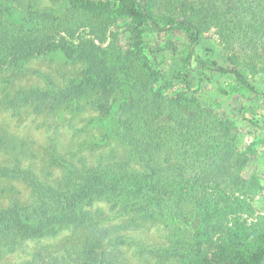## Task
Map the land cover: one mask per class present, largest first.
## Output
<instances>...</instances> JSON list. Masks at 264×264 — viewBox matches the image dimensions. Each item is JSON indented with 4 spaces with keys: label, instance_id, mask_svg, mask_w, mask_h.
I'll use <instances>...</instances> for the list:
<instances>
[{
    "label": "rangeland",
    "instance_id": "374dc122",
    "mask_svg": "<svg viewBox=\"0 0 264 264\" xmlns=\"http://www.w3.org/2000/svg\"><path fill=\"white\" fill-rule=\"evenodd\" d=\"M0 1V20L23 23L32 12H49L60 20L68 15L67 0ZM93 1L113 6L122 0ZM148 11L161 26L177 16L160 6L150 5ZM128 21L126 16L118 21L116 45L123 52L136 49ZM35 23L24 22L28 27ZM232 31L238 36V27ZM198 39L194 43L192 31L178 25L164 31L147 26L140 58L110 94L119 103L159 91L165 98L189 103L187 115L212 112L234 122L238 149L246 160L241 178L256 179L260 189L251 201L254 215H245V224L224 237L226 251L218 253L205 244L194 211L187 214L172 204L157 210L131 200L101 199L84 209L90 221L83 226L55 228L40 238L19 237L13 250L0 244V264H264V224L259 220L264 218V97L244 87L234 74L211 71L199 63L238 70L264 93V54L256 41L250 45L249 38L239 40L243 46L237 50H229L214 28L201 29ZM84 70L82 60L51 52L2 73L0 98L28 90L57 91L71 79H81ZM95 98L87 95L44 114L26 109L19 117L0 109V126L13 141L0 153V165L18 164L42 183L61 189L75 173L104 168L145 172L141 152L120 141L116 119L102 118L93 108ZM14 204L36 215L49 209L25 181L0 179V209Z\"/></svg>",
    "mask_w": 264,
    "mask_h": 264
},
{
    "label": "trees",
    "instance_id": "16d2710c",
    "mask_svg": "<svg viewBox=\"0 0 264 264\" xmlns=\"http://www.w3.org/2000/svg\"><path fill=\"white\" fill-rule=\"evenodd\" d=\"M67 1L65 20L49 12H32L30 19L25 18L24 22H36L32 27L0 20V75L31 59L60 51L69 60L85 63L82 78L71 79L57 91L5 95L0 98V109L15 117L26 109L44 114L95 95L93 108L102 118L116 119L118 138L141 152L146 171L104 168L75 173L68 186L61 189L42 183L33 171L18 164L0 165V179L25 181L36 197L49 204L48 211L40 215L17 204L0 209V244L13 250L19 237L40 238L55 228L83 226L90 221L84 209L96 200L125 199L157 210L172 204L187 214L194 211L205 244L217 248L218 253L226 251L224 237L245 224V215H254L251 201L260 189L256 179L241 178L246 160L238 149L234 122L212 112L196 110L187 115L184 111L190 110L189 103L165 98L159 91L119 103L110 91L122 85L121 76L127 77L129 68L140 58L147 26L153 31L177 25L190 29L194 43L199 41L201 29L214 28L229 50H237L238 45L243 46L239 40L249 38L250 45L256 41L264 54V0H122L113 6L93 0ZM150 5L177 16L161 26L148 11ZM125 16L129 19L128 31L137 40L135 51L123 52L116 45L118 21ZM233 27H238V36ZM199 63L211 71L234 74L244 87L264 97L240 71ZM10 145L13 141L0 126V153ZM259 220L264 224V218Z\"/></svg>",
    "mask_w": 264,
    "mask_h": 264
}]
</instances>
